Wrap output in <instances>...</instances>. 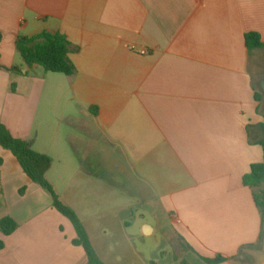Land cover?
<instances>
[{"label":"crops","instance_id":"obj_1","mask_svg":"<svg viewBox=\"0 0 264 264\" xmlns=\"http://www.w3.org/2000/svg\"><path fill=\"white\" fill-rule=\"evenodd\" d=\"M43 31L78 47L74 74L26 65L16 41ZM249 32L264 44V0H0V122L50 156L47 180L105 263L122 261L99 243L130 242L153 203L190 247L189 264L216 254L264 264V225L259 241L260 212L242 183L263 157L264 46L248 50ZM0 158V219L18 224L0 232V264H87L50 195L1 146ZM145 225L141 236L155 233Z\"/></svg>","mask_w":264,"mask_h":264},{"label":"trees","instance_id":"obj_2","mask_svg":"<svg viewBox=\"0 0 264 264\" xmlns=\"http://www.w3.org/2000/svg\"><path fill=\"white\" fill-rule=\"evenodd\" d=\"M245 45L248 50L260 48L264 44L260 40L259 34L249 32L244 35ZM16 48L25 63L29 66L39 65L46 72L62 73L72 75L76 68L69 58L70 53L78 50L65 35L59 32L43 31L31 37H18ZM1 68V64H0ZM11 71H18L17 67L10 68ZM11 90H15V84H11ZM262 138L259 144L263 151L262 161L250 165V170L242 177V183L251 189L255 205L261 217V231L259 241L262 239V226L264 225V123L260 125ZM0 146L15 157L25 175L34 183L45 190L52 199V206L72 224L75 231V238L71 240L74 246L83 248L87 264H107L97 255L85 227L77 213L69 206L65 205L56 193L53 185L47 180L45 173L51 166L50 156L37 152L33 149L31 141L23 138L14 137L5 124L0 122ZM2 159L0 158V165ZM23 188L19 193H23ZM18 224L10 216H3L0 219V232L4 235L13 233ZM4 248V241L0 239V250ZM185 249L190 247L185 245ZM206 264H220L228 258L216 254L214 257L201 258ZM180 264H189L186 260H181Z\"/></svg>","mask_w":264,"mask_h":264},{"label":"rangeland","instance_id":"obj_3","mask_svg":"<svg viewBox=\"0 0 264 264\" xmlns=\"http://www.w3.org/2000/svg\"><path fill=\"white\" fill-rule=\"evenodd\" d=\"M39 70L42 69L40 68ZM257 71L258 75L264 73L263 56H260L259 58ZM255 85L257 86V89L260 90L257 77H255ZM44 118L45 110L43 103L41 102L36 112V124H42ZM40 134H42V131ZM145 207L146 208L141 209V216L137 217V222L131 229L132 237L130 242L123 240V237L121 236L119 237V239H121L120 242L113 243L109 241H101L99 243V251H106L107 248L112 247L114 250L113 253L115 254L111 255L110 261H113L116 259V256L119 255L122 264H180V261L185 259L191 263V256L189 255H187L185 259H182V255L186 251L185 246L170 236L171 233L169 234L168 231L169 227L166 228L165 226H162L164 217L160 213H158V215L155 214L154 209L157 211L156 205L149 203ZM141 222H145L149 226L155 227V233L149 236H141L139 234V230H141ZM113 224L116 227V223ZM145 258L152 261L146 263Z\"/></svg>","mask_w":264,"mask_h":264},{"label":"water","instance_id":"obj_4","mask_svg":"<svg viewBox=\"0 0 264 264\" xmlns=\"http://www.w3.org/2000/svg\"><path fill=\"white\" fill-rule=\"evenodd\" d=\"M27 66H29L28 63H26ZM260 85L262 88V91L264 92V78L260 81ZM142 233L144 235H149V233H151V227L149 225H145L142 229Z\"/></svg>","mask_w":264,"mask_h":264},{"label":"built area","instance_id":"obj_5","mask_svg":"<svg viewBox=\"0 0 264 264\" xmlns=\"http://www.w3.org/2000/svg\"><path fill=\"white\" fill-rule=\"evenodd\" d=\"M138 53H139V54H146V53H147V51H146V50H144V49H142V50H139V51H138Z\"/></svg>","mask_w":264,"mask_h":264}]
</instances>
